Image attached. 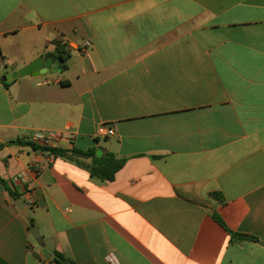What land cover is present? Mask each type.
I'll return each instance as SVG.
<instances>
[{
  "label": "crops",
  "instance_id": "1",
  "mask_svg": "<svg viewBox=\"0 0 264 264\" xmlns=\"http://www.w3.org/2000/svg\"><path fill=\"white\" fill-rule=\"evenodd\" d=\"M59 45L0 82V264H264V0H0L1 78Z\"/></svg>",
  "mask_w": 264,
  "mask_h": 264
},
{
  "label": "trees",
  "instance_id": "2",
  "mask_svg": "<svg viewBox=\"0 0 264 264\" xmlns=\"http://www.w3.org/2000/svg\"><path fill=\"white\" fill-rule=\"evenodd\" d=\"M52 58L54 59H60L62 63V70L65 71L67 69V66L65 64L67 60V52L64 50V47L59 45L56 49V54H51ZM0 82L4 84L5 86H8L10 82H3L2 78L0 77ZM13 143H23L22 141H15V142H9L8 144ZM26 145L31 146L36 151H42V152H48L50 154H53L54 156H59L62 158H65L76 165L86 169L91 177L100 179L102 181H113L115 178L116 173L124 166L125 161L123 159H118L114 154L109 152H103L95 149H90L86 152L84 151H78L73 150L71 154H66V152L59 150L57 148H52L49 146H39L36 143L33 142H25ZM4 145L0 144V149H2ZM90 160V162H88ZM14 196H16L14 194ZM218 221L219 218L215 217ZM31 226H34V221L31 220ZM231 241L236 240H247L251 239L245 235L230 233ZM55 262L57 264H66L67 260L59 253L55 254Z\"/></svg>",
  "mask_w": 264,
  "mask_h": 264
},
{
  "label": "water",
  "instance_id": "3",
  "mask_svg": "<svg viewBox=\"0 0 264 264\" xmlns=\"http://www.w3.org/2000/svg\"><path fill=\"white\" fill-rule=\"evenodd\" d=\"M61 60H54L52 58H37L28 65L24 66L23 68H20L19 70L12 72L10 74H7L2 77L3 82H10L18 78H24L28 76H39V75H51L60 73L62 71V68L60 67ZM16 206L24 211L26 215H24L26 218L29 217V209L26 207V203L19 199L16 203ZM30 233L34 240L39 244L40 246L44 245V242L40 236V233L38 231V228L36 226H32L30 229Z\"/></svg>",
  "mask_w": 264,
  "mask_h": 264
},
{
  "label": "built area",
  "instance_id": "4",
  "mask_svg": "<svg viewBox=\"0 0 264 264\" xmlns=\"http://www.w3.org/2000/svg\"><path fill=\"white\" fill-rule=\"evenodd\" d=\"M91 46V43L86 41L83 42L82 44H80L78 46V49L81 52H86ZM61 134H47V133H39L37 136H35L33 143L38 144L39 146H48L50 143L53 142V140L57 137H59ZM101 137L103 138H108L111 136L115 135V131L112 128L109 127H102L100 129V134ZM32 204H34V202H31Z\"/></svg>",
  "mask_w": 264,
  "mask_h": 264
},
{
  "label": "rangeland",
  "instance_id": "5",
  "mask_svg": "<svg viewBox=\"0 0 264 264\" xmlns=\"http://www.w3.org/2000/svg\"><path fill=\"white\" fill-rule=\"evenodd\" d=\"M2 71H4V68L0 69V75L2 74ZM3 77V76H2Z\"/></svg>",
  "mask_w": 264,
  "mask_h": 264
}]
</instances>
